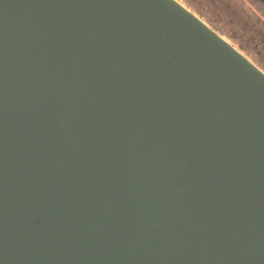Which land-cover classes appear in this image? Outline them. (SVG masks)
<instances>
[{
    "label": "water",
    "instance_id": "1",
    "mask_svg": "<svg viewBox=\"0 0 264 264\" xmlns=\"http://www.w3.org/2000/svg\"><path fill=\"white\" fill-rule=\"evenodd\" d=\"M0 264H264V71L179 0H0Z\"/></svg>",
    "mask_w": 264,
    "mask_h": 264
},
{
    "label": "rangeland",
    "instance_id": "2",
    "mask_svg": "<svg viewBox=\"0 0 264 264\" xmlns=\"http://www.w3.org/2000/svg\"><path fill=\"white\" fill-rule=\"evenodd\" d=\"M264 71V0H179Z\"/></svg>",
    "mask_w": 264,
    "mask_h": 264
},
{
    "label": "bare ground",
    "instance_id": "3",
    "mask_svg": "<svg viewBox=\"0 0 264 264\" xmlns=\"http://www.w3.org/2000/svg\"><path fill=\"white\" fill-rule=\"evenodd\" d=\"M182 3V2H181ZM225 39V38H224ZM250 60V59H249Z\"/></svg>",
    "mask_w": 264,
    "mask_h": 264
}]
</instances>
